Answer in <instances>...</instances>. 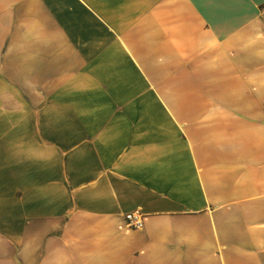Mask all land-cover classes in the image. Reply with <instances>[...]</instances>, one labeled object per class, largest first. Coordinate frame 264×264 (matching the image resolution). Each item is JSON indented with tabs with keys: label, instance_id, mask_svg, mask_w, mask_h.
<instances>
[{
	"label": "crops",
	"instance_id": "obj_1",
	"mask_svg": "<svg viewBox=\"0 0 264 264\" xmlns=\"http://www.w3.org/2000/svg\"><path fill=\"white\" fill-rule=\"evenodd\" d=\"M0 264H264V0H0Z\"/></svg>",
	"mask_w": 264,
	"mask_h": 264
},
{
	"label": "built area",
	"instance_id": "obj_2",
	"mask_svg": "<svg viewBox=\"0 0 264 264\" xmlns=\"http://www.w3.org/2000/svg\"><path fill=\"white\" fill-rule=\"evenodd\" d=\"M126 225L132 229H140L144 226V215L139 212H129L125 215Z\"/></svg>",
	"mask_w": 264,
	"mask_h": 264
}]
</instances>
